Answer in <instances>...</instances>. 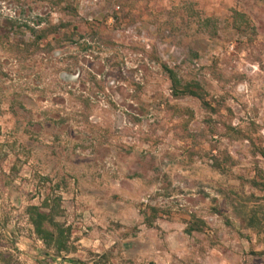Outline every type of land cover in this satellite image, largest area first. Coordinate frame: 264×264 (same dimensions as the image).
<instances>
[{"label":"rangeland","instance_id":"374dc122","mask_svg":"<svg viewBox=\"0 0 264 264\" xmlns=\"http://www.w3.org/2000/svg\"><path fill=\"white\" fill-rule=\"evenodd\" d=\"M0 28V264H264V0H0Z\"/></svg>","mask_w":264,"mask_h":264},{"label":"trees","instance_id":"16d2710c","mask_svg":"<svg viewBox=\"0 0 264 264\" xmlns=\"http://www.w3.org/2000/svg\"><path fill=\"white\" fill-rule=\"evenodd\" d=\"M5 30L4 28H0ZM45 36L39 35L38 38ZM163 70L167 73L171 82V91L175 96L190 95L204 100V91L199 82H183L178 73L166 64L162 65ZM30 220L34 230L46 243L54 244L58 250L67 248L68 229L63 228L59 223L54 221L50 213L41 210L40 206L32 205L29 207ZM55 227L51 230L49 226Z\"/></svg>","mask_w":264,"mask_h":264}]
</instances>
